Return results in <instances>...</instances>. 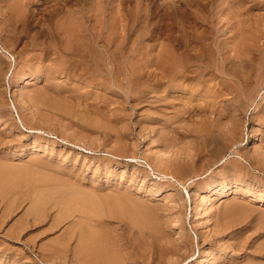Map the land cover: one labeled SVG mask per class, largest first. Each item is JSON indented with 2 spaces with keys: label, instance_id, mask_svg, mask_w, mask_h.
Here are the masks:
<instances>
[{
  "label": "rangeland",
  "instance_id": "374dc122",
  "mask_svg": "<svg viewBox=\"0 0 264 264\" xmlns=\"http://www.w3.org/2000/svg\"><path fill=\"white\" fill-rule=\"evenodd\" d=\"M90 1L0 0V264H264V204L252 200L259 193L264 195V0ZM43 4L49 9L47 12ZM62 25L77 27L83 36L90 31L87 36L92 37L93 32L94 38H87L91 45L100 36L99 42L105 48L98 47L95 58L101 59L100 64L109 62L104 67L100 65L98 71L91 66L97 75L90 65L80 63L78 55L72 56L65 49L68 43L65 36L62 38ZM110 26L115 29L113 34ZM109 48L112 49L108 51ZM113 51L116 57L111 62ZM169 53L177 59L175 68L185 66L181 72L185 77L171 80L166 69L160 67V61ZM57 61L63 65L54 63ZM61 68L64 71L59 72ZM112 71L115 75H111ZM18 83L25 102L17 97ZM216 126L219 132L223 129V134L217 132ZM214 130L225 139H219ZM212 132L218 139L213 147L215 153L206 137H202ZM253 133L256 138L251 143L247 134ZM166 173L181 180L167 178L163 175ZM233 181L238 182V192L212 199L213 193L208 189L211 184L225 186ZM173 191L179 194L173 195ZM60 196L67 199L62 201ZM200 199H209L204 211H200L203 216L195 209ZM60 204L64 209H60ZM113 208L118 211L114 213ZM92 237L98 238L94 245ZM79 242L89 244L84 247ZM88 245L101 246V254L96 251L92 256ZM204 251L207 256H203ZM85 256L88 259L84 260Z\"/></svg>",
  "mask_w": 264,
  "mask_h": 264
},
{
  "label": "bare ground",
  "instance_id": "6f19581e",
  "mask_svg": "<svg viewBox=\"0 0 264 264\" xmlns=\"http://www.w3.org/2000/svg\"><path fill=\"white\" fill-rule=\"evenodd\" d=\"M37 1H38V0H37ZM48 1H49V0H48ZM50 1H52V0H50ZM59 1H61V0H59ZM67 1H68V0H67ZM70 1H72V0H70ZM77 1H78V0H77ZM91 1H92V0H91ZM91 1H90V2H91ZM98 1H99V0H98ZM103 1H105V0H103ZM39 2H40V1H39ZM44 2H45V0H44ZM46 2H47V1H46ZM57 2H58V0H57ZM57 2H56V3H57ZM62 2H63V1H62ZM88 2H89V1H88ZM92 2H93V1H92ZM95 2H97V0H96ZM95 2H94V3H95ZM59 3H60V2H59ZM79 3H80V2H79ZM79 3H78V4H79ZM84 3H86V2H84ZM97 3H99V2H97ZM138 3H139V2H138ZM47 4H48V3H47ZM60 4H62V3H60ZM64 4H65V3H64ZM64 4H63V5H64ZM80 4H82V3H80ZM80 4H79V5H80ZM91 4H92V3H91ZM101 4H102V3H101ZM43 5H44V4H43ZM57 5H58V4H57ZM68 5H69V4H68ZM82 5H83V4H82ZM89 5H90V4H89ZM117 5H118V4H117ZM53 6H54V5H53ZM80 6H81V5H80ZM85 6H86V5H85ZM90 6H91V5H90ZM98 6H99V5H98ZM102 6H103V5H102ZM44 7H45V5H44ZM62 7H63V6H62ZM167 7H168V6H167ZM46 8H47V7H45V9H44L45 11H46V10H49V9H46ZM54 8L57 9L56 11H58V8H56V7H54ZM72 8H73V7H72ZM72 8H71V10H72ZM82 8H83V7H82ZM93 8H96V7H93ZM93 8H92V9H93ZM98 8H99V7H98ZM100 8H101V7H100ZM16 9H18V8H16ZM52 9H53V8H51V10H52ZM67 9H69V6H68ZM67 9L65 8V9H63V10H66V11H67ZM76 9H77V8H76ZM11 10H12V9H11ZM71 10H70V11H71ZM73 10H75V9H73ZM79 10H80V9H79ZM82 10H83V9H82ZM88 10H89V9H88ZM94 10H95V9H94ZM138 10H139V9H138ZM16 11H17V10H16ZM18 11H19V10H18ZM40 11H42V10L40 9ZM45 11H44V12H45ZM54 11H55V10H54ZM96 11H97V10H96ZM96 11H95V12H96ZM136 11H137V10H136ZM139 11H140V10H139ZM142 11H144V10H142ZM14 12H15V11H14ZM38 12H39V11H38ZM42 12H43V11H42ZM46 12H47V11H46ZM67 12L70 14L72 11L69 12V10H68ZM67 12H66V13H67ZM74 12H76V11H74ZM78 12H82V11H78ZM145 12H146V11H145ZM147 12H148V10H147ZM149 12H150V11H149ZM21 13H22V12H21ZM55 13H56V12H55ZM64 13H65V12H64ZM64 13H63V14H64ZM72 13H73V12H72ZM72 13H71V15L74 16V15H73L74 13H73V14H72ZM87 13H88V12H87ZM92 13H93V10H92ZM133 13H134V12H133ZM166 13H167V12H166ZM48 14H49V13H48ZM51 14H53V12H51ZM77 14H79V13H77ZM83 14H84V13H83ZM89 14H90V13H89ZM134 14H135V13H134ZM138 14H139V13H138ZM141 14H142V13H141ZM146 14H148V13H146ZM2 15H3V14H2ZM43 15H44V14H43ZM54 15H55V14H54ZM60 15H61V14H60ZM81 15H82V14H81ZM92 15H94V14H92ZM166 15H167V14H166ZM75 16H76V14H75ZM75 16H74V17H75ZM78 16H79V15H78ZM78 16H77L76 18H78ZM86 16H87V15H86ZM86 16H85V17H86ZM97 16H98V14H97ZM99 16H100V15H99ZM139 16H140V15H139ZM141 16H142V15H141ZM148 16H149V15H148ZM18 17H19V16H18ZM44 17H45V16H44ZM68 17H69V16H68ZM70 17H71V16H70ZM136 17H137V16H136ZM146 17H147V15H146ZM165 17H166V16H165ZM2 18H3V17H2ZM50 18H53V16L50 17ZM63 18H64V17H63ZM71 18H72V17H71ZM92 18H93V17H92ZM92 18H91V19H92ZM98 18H99V17H98ZM98 18H97V19H98ZM142 18H143V17H142ZM142 18H141V19H142ZM16 19H17V18H16ZM54 19H55V18H54ZM79 19H80V17H79ZM79 19H78V20H79ZM81 19H82V18H81ZM86 19L88 20V17H87ZM97 19H96V20H97ZM145 19H146V18H145ZM59 20H60V19H59ZM59 20H58L57 22H59ZM66 20H67V19H65V21H66ZM73 20H74V19H72V21H73ZM87 20H86V21H87ZM146 20H147V19H146ZM148 20H149V19H148ZM65 21H64V22H65ZM72 21H71V22H72ZM133 21H134V20H133ZM57 22H56V23H57ZM69 22H70V21H69ZM69 22H68V23H69ZM82 22H83V19H82ZM84 22H85V21H84ZM90 22H91V21H90ZM90 22H89V23H90ZM92 22H95V21H92ZM102 22H103V21H102ZM138 22H139V21H138ZM15 23H16V22H15ZM61 23H62V22H61ZM86 23H88V22H86ZM89 23H88V24H89ZM62 24H63V23H62ZM72 24H73V23H72ZM74 24H75V23H74ZM80 24H81V23H80ZM84 24H85V23H84ZM88 24H87V25H88ZM90 24H91V23H90ZM98 24H99V23H98ZM57 25H58V24H57ZM59 25H61V24L59 23ZM59 25H58V26H59ZM75 25H79V23H78V24H75ZM75 25H74V26H75ZM103 25H104V24H103ZM111 25H112V24H111ZM138 25H141V24H138ZM138 25H137V26H138ZM63 26H64V25H62L61 27L64 28ZM81 26H83V25H81ZM91 26H92V25H91ZM91 26L89 25V27H91ZM95 26H96V25H95ZM101 26H102V25H101ZM134 26H135V25H134ZM142 26H143V25H142ZM145 26H146V24H145ZM54 27H55V24H54ZM61 27H60V28L57 27V28L61 30ZM70 27H71V28H70ZM70 27H69V28H64V29L62 30V31H63V32H62V34H63L62 38H63V40H64V39H65L64 36H65V37L67 38L66 41H67V43H68V45H66V48H65V49H66V50H67V49L70 50V51H71L70 53H71L72 56L75 55V54L78 55V56L81 58V60L83 61V62L81 61L80 63H84V65L86 64L87 66L90 65V68H91V66H92V67L94 66V68H97V70L95 69L96 71H98V67H99L100 65H102L101 67H104V65H106V63L109 62V61H107L106 63H102V64H100V60H101V59H100L99 57H96V58H95L96 53H98V52H97V51H98V47H100V48L102 49V48L105 46V44H100V42H99V39H100V38H98V37H100V36L98 35V37H97V35H96L97 38H95V40L91 42V43H92V45H91V44H89V43L87 42V41H88L87 38H92L93 35H95V34H93V32H92V37H91V35H90V37L87 36L88 33H89L90 31L87 32V35L83 36L82 34H80V33H82V31L77 30V29H76L77 27H73V26H70ZM93 27H94V26H93ZM97 27H98V26H97ZM102 27H103V26H102ZM105 27H106V26H105ZM147 27H148V26H147ZM50 28L52 29L53 27H50ZM57 28H56V30H58ZM83 28H84V27H83ZM95 28H96V27H95ZM110 28H111V30H112V28H113V31L109 30V31H111L112 34H113V32H114L115 29H114V27H111V26H110ZM110 28H109V29H110ZM133 28H134V27H133ZM138 28H139V27H137V29H138ZM145 28H146V27H145ZM78 29H80V28H78ZM87 29H89V28H87ZM93 29H94V28H93ZM93 29H92V30H93ZM140 29H142V27H140ZM49 30H50V29H49ZM53 30H54V28H53ZM81 30H83V29H81ZM92 30H91V31H92ZM133 30H134V29H133ZM135 30H136V29H135ZM85 31H86V29H85ZM98 31H99V30H98ZM100 31H101V30H100ZM105 31H106V30H105ZM136 31H137V30H136ZM136 31H134V32H136ZM139 31H140V30H139ZM142 31H143V30H142ZM103 32H104V31H103ZM111 32H110V34H111ZM84 33H85V32H84ZM137 33H138V31H137ZM137 33H136V34H137ZM140 33H141V32H140ZM101 34H102V33H101ZM55 35H56V34H55ZM56 36H57V35H56ZM59 36H60V35H59ZM103 36L105 37V35H103ZM139 36H141V35H139ZM195 37H196V36H195ZM199 37H200V36H199ZM56 38H57V37H56ZM59 38H60V37H59ZM93 38H94V37H93ZM93 38H92V39H93ZM114 38H115V37H114ZM138 38H139V37H138V35H137V39H138ZM86 39H87V40H86ZM112 39H113V38H112ZM131 39H132V38H131ZM101 40H102V39H101ZM101 40H100V41H101ZM105 40H106V39H105ZM56 41H57V40H56ZM90 41H91V40H90ZM107 41H108V37H107ZM58 42H59V40H58ZM58 42H57V43H58ZM110 42H111V41H110ZM110 42H109V43H110ZM116 42H118V41H116ZM116 42H115V44H116ZM50 43H51V42H50ZM59 43H60V42H59ZM112 43H113V42H112ZM37 44H38V43H37ZM55 44H56V43H55ZM64 44H65V41H64ZM118 44H119V42H118ZM57 45H58V44H57ZM62 45H63V44H61V46H62ZM107 45H108V44H107ZM113 45H114V44H113ZM52 46H55V45H52ZM61 46H60V47H61ZM117 46H118V45H117ZM120 46H121V45H120ZM55 47H57V46H55ZM112 47H114V46H112ZM121 47H122V46H121ZM130 47H131V46H130ZM62 48H63V47H62ZM62 48H61V49H62ZM104 48H105V47H104ZM107 48H108V47H107ZM118 48H119V47H118ZM94 49H95V50H94ZM101 49H100V50H101ZM110 49H112V48H109L108 51H110ZM121 49H122V48H121ZM129 49H130V48H129ZM131 49H134V47H132ZM173 49H174V48H173ZM55 50H56V48L53 49V51H55ZM96 50H97V51H96ZM100 50H99V51H100ZM127 50H128V49H127ZM163 50H164V49H163ZM166 50H167V49H166ZM244 50H245V49H244ZM51 51H52V49H51ZM118 51H120V50H118ZM122 51H123V50H121V52H122ZM129 51H130V50H129ZM171 51H172V50H171ZM55 52H58V51H55ZM60 52H62V50H61ZM103 52H104V51H103ZM105 52H106V50H105ZM176 52H177V51H176ZM241 52H242V51H241ZM241 52H240V53H241ZM51 53H52V52H51ZM66 53H67V52H66ZM123 53H124V52H123ZM128 53H129V52H128ZM163 53H164V52H163ZM163 53H162V54H163ZM174 53H175V52H174ZM174 53H169V54L165 57V59H164V57H163L164 60H161V61H160V62H161V63H160V67H164V69H166L167 75H168V77H169L171 80H175L177 77H178V78H179V77H185V75H184L183 73H181V72H182V69H183L182 66H184V65H182V66L179 65V66H181V67L178 66V68H175V67H174V61L177 60V59L174 57ZM181 53H182V51H181ZM188 53H189V52H188ZM244 53H246V51H245ZM53 54H56V53H53ZM101 54H102V53H101ZM107 54H108V52H107ZM126 54H127V53H126ZM166 54H167V53H166ZM178 54H179V53H178ZM189 54H190V53H189ZM231 54H232V52H231ZM60 55H61V54H60ZM67 55H68V53H67ZM118 55H119V54H118ZM175 55H176V54H175ZM190 55H191V54H190ZM237 55H238V53H237ZM241 55H242V54H241ZM245 55H246V54H245ZM159 56H160V55H159ZM164 56H165V55H164ZM177 56H178V55H177ZM177 56H176V57H177ZM50 57H51V56H50ZM52 57H53V56H52ZM52 57H51V60H52ZM61 57H62V56H61ZM67 57H68V56H67ZM79 57H78V58H79ZM100 57H101V56H100ZM106 57H107V56H106ZM115 57H116V53H115V51H113V52L110 54V59L112 60V59L115 58ZM140 57H142V56H140ZM156 57H158V56H156ZM179 57H181V56H179ZM179 57H178V58H179ZM183 57H184V55H183ZM194 57H195V56H194ZM241 57H242V56H241ZM57 58H58V57H57ZM59 58H60V57H59ZM69 58H70V57H69ZM71 58H72V57H71ZM74 58H75V57H74ZM74 58H73V59H74ZM107 58H108V57H107ZM117 58H118V57H117ZM120 58H121V57H120ZM123 58H124V57H123ZM195 58H196V57H195ZM233 58H234V56H233ZM243 58H246V57H243ZM243 58H242L241 60H243ZM49 59H50V58H49ZM65 59H66V58H65ZM67 59H68V58H67ZM73 59H72V60H73ZM76 59H77V58H76ZM103 59H105V58H103ZM118 59H119V58H118ZM193 59H194V58H193ZM197 59H198V58H197ZM200 59H201V58H200ZM53 60H54V59H53ZM59 60H61V59H59ZM59 60H58V61H59ZM69 60H70V59H69ZM107 60H108V59H107ZM119 60H120V59H119ZM121 60H122V59H121ZM154 60H155V59H154ZM154 60H153V61H154ZM157 60H159V58L156 59L155 61L158 62ZM182 60H183V59H182ZM198 60H199V59H198ZM198 60H197V61H198ZM226 60H227V59H226ZM48 61H49V60H48ZM54 61H55V60H54ZM58 61H57V62H54V63H59L60 61H59V62H58ZM66 61H67V60H66ZM66 61H65V62H66ZM70 61H71V60H70ZM74 61H75V60H74ZM77 61H78V60H77ZM115 61H116V60H115ZM134 61H135V60H134ZM147 61H148V60H147ZM150 61H151V59H150ZM155 61H154V62H155ZM188 61H189V60H188ZM232 61H233V60H232ZM243 61H244V60H243ZM62 62L64 63V61H62ZM111 62H114V61L112 60ZM151 62H152V61H151ZM151 62H149V63H151ZM195 62H196V61H195ZM246 62H247V61H246ZM51 63H52V61H51ZM51 63H50V64H51ZM67 63H68V62H67ZM71 63H73V62H71ZM71 63H70V65H71ZM119 63H120V61H119ZM189 63H190V62H189ZM189 63H188V64H189ZM200 63H202V62H200ZM64 64H65V66H66V63H64ZM73 64H74V63H73ZM154 64H155V63H154ZM180 64H181V63H180ZM193 64H194V62H193ZM240 64H241V63H240ZM54 65L57 66V64H54ZM59 65L62 66L63 64H62V63H59ZM107 65H108V64H107ZM119 65H120V64H119ZM150 65H151V64H150ZM156 65H158V64L156 63ZM196 65H198V64L196 63ZM232 65H233V64H232ZM237 65H239V64H236V67H237ZM50 66H51V65H50ZM72 66H73V65H72ZM78 66H79V65H78ZM80 66H82V65H80ZM108 66H109V65H108ZM108 66H106V67H108ZM112 66H114V64H113ZM112 66H111V68H112ZM148 66H149V65H148ZM151 66H152V65H151ZM151 66H150V67H151ZM158 66H159V65H158ZM199 66H200V65H199ZM54 67H55V66H54ZM67 67H68V66H67ZM117 67H118V65H117ZM123 67H124V65H123ZM145 67H146V66H145ZM184 67H185V66H184ZM193 67H194V66H193ZM40 68H41V67H40ZM63 68H64V67H63ZM63 68H61V70H60V71L58 70V71H59V72L64 71V70H62ZM85 68H86V67H85ZM109 68H110V67H109ZM109 68H108V69H109ZM111 68H110V69H111ZM114 68H115V67H114ZM138 68H139V67H138ZM180 68H181V69H180ZM188 68H190V67H188ZM55 69H56V67H55ZM58 69H59V68H58ZM64 69H65V68H64ZM71 69H72V68H71ZM75 69H76V68H75ZM78 69H79V68H78ZM81 69H83V68L81 67ZM121 69H124V68H121ZM159 69H160V68H159ZM162 69H163V68H162ZM193 69H194V68H193ZM195 69H196V67H195ZM39 70H40V69H39ZM39 70H38V71H39ZM47 70H49V69H47ZM73 70H74V69H73ZM85 70H86V69H85ZM91 70H92V68H91ZM95 70H92V71L94 72V74L98 73V72H96ZM112 70H113V69H112ZM117 70H118V68H117ZM124 70H125V69H124ZM160 70H161V69H160ZM186 70H187V68H186ZM189 70H191V69H189ZM197 70H200V69H198V67H197ZM41 71H42V70H41ZM53 71H56V70H53ZM66 71H67V70H66ZM87 71H88V68H87ZM87 71H86V73H87ZM106 71H107V70H106ZM109 71H110V70H109ZM115 71H116V70H115ZM136 71H137V70H136ZM157 71H158V68H157ZM157 71H154V72H157ZM161 71H163V70H161ZM42 72H43V71H42ZM49 72H50V70H49ZM49 72H48V73H49ZM67 72H68V71H67ZM72 72H73V71H71V73H72ZM75 72H77V71H75ZM95 72H96V73H95ZM104 72H105V71H104ZM121 72H125V71H122V70H121ZM126 72H127V71H126ZM140 72H141V71H140ZM154 72H153V73H154ZM158 72H159V71H158ZM166 72H165V73H166ZM186 72H187V71H186ZM189 72H190V71H189ZM201 72H202V71L200 70V73H201ZM54 73H56V72H54ZM54 73L52 74L53 76H54ZM65 73H66V72H65ZM77 73H78V72H77ZM82 73H83V72H81V75H82ZM91 73H92V72H91ZM91 73H90V71H89V74H91ZM101 73H103V72H101ZM137 73H138V72H137ZM151 73H152V71H151ZM210 73H211V72H210ZM26 74H27V73H26ZM34 74H35V73H34ZM34 74H32V75H34ZM50 74H51V72H50ZM58 74H59V73H58ZM60 74H62V73H60ZM67 74H68V73H67ZM67 74H66V75H67ZM69 74H70V73H69ZM69 74H68V75H69ZM84 74H85V73H84ZM104 74H105V73H104ZM107 74L110 75V73H109L108 71H107ZM156 74H157V73H156ZM181 74H183V75L181 76ZM196 74H197V73H195L194 75H196ZM29 75H30V74H28V76H29ZM44 75H45V73H44ZM56 75H57V74H56ZM64 75H65V74H64ZM78 75H80V74H78ZM78 75H77V76H78ZM81 75H80V76H81ZM96 75H97V74H96ZM98 75H99V74H98ZM101 75H102V74H100V76H101ZM111 75H115V72L112 71V72H111ZM116 75H117V74H116ZM130 75H131V74H130ZM151 75H152V74H151ZM154 75H155V73H154ZM191 75L193 76V74H191ZM22 76H23V75H22ZM36 76H37V75H36ZM36 76H35V77H36ZM46 76H47V75H46ZM49 76H51V75H49ZM60 76H61V75H60ZM70 76H71V75H70ZM80 76H79V77H80ZM82 76H85V77H86V75H82ZM90 76H91V75H90ZM92 76H93V75H92ZM102 76H103V75H102ZM102 76H101V77H102ZM117 76H118V75H117ZM124 76H125V75H124ZM134 76H135V75H134ZM137 76H138V75H137ZM164 76H165V75H164ZM187 76H188V75H187ZM192 76H190V77H192ZM196 76L199 77V75H196ZM232 76H233V75H232ZM24 77H27V75H26V76L24 75ZM41 77H42V76H41ZM47 77H48V76H47ZM73 77H74V75H73ZM79 77H78V78H79ZM97 77H99V76H97ZM104 77H105V76H104ZM154 77H155V76H154ZM156 77H158V76H156ZM162 77H163V76H162ZM168 77H167V78H168ZM205 77H207V76H205ZM237 77H238V76H237ZM37 78H38V77H37ZM71 78H72V77H71ZM71 78H70V79H71ZM74 78H75V77H74ZM80 78H81V77H80ZM80 78H79V79H80ZM125 78H126V76H125ZM130 78H131V77H130ZM138 78H139V77H138ZM142 78H143V77H142ZM167 78H166V79H167ZM199 78H201V77H199ZM32 79H34V78L32 77ZM87 79H90V78H87ZM87 79H86L85 81H87ZM98 79H100V78H98ZM101 79H102V78H101ZM118 79H119V78H118ZM136 79H137V78H136ZM136 79H135V80H136ZM164 79H165V78H164ZM166 79H165V80H166ZM170 79H169V80H170ZM187 79H188V78H187ZM192 79H193V77H192ZM195 79H196V78H195ZM222 79H223V78H222ZM20 80H21V79H20ZM24 80H25V79H24ZM34 80H35V79H34ZM74 80H75V79H74ZM94 80H95V79H94ZM108 80H109V79H108ZM108 80H107V81H108ZM110 80H111V79H110ZM137 80H138V79H137ZM156 80H157V79H156ZM161 80H162V78H161ZM188 80H189V79H188ZM193 80H194V79H193ZM205 80H206V79H205ZM224 80H225V79H224ZM224 80H223V81L221 80V81H222L223 83L228 82V81L224 82ZM21 81H22V80H21ZM91 81H92V80H91ZM105 81H106V80H104L103 82H105ZM114 81H116V80H114ZM162 81H164V80H162ZM190 81H191V83H192V80H190ZM196 81H197V80H196ZM196 81H194V82H196ZM208 81H209V80H208ZM221 81H220V82H221ZM240 81H241V80H240ZM72 82H73V80H72ZM87 82H88V81H87ZM109 82H111V81H109ZM116 82H117V81H116ZM156 82H157V81H156ZM158 82H159V81H158ZM158 82H157V83H158ZM172 82H173V81H172ZM182 82H183V80H182ZM200 82H201V81H200ZM203 82H204V81H203ZM203 82H202V83H203ZM222 82H221V83H222ZM27 83H28V84H31V81H27ZM89 83H90V82H89ZM92 83H93V82H92ZM92 83H91V84H92ZM94 83H95V82H94ZM107 83H108V82H107ZM107 83H106V84H107ZM112 83H113V82H112ZM112 83H111V84H112ZM159 83H160V82H159ZM159 83H158V84H159ZM184 83H185V81H184ZM206 83H207V81H206ZM221 83H218V84L220 85ZM20 84H21V83H20ZM22 84H23V82H22ZM97 84H98V83H97ZM97 84H96V85H97ZM106 84H105V85H106ZM116 84H117V83H116ZM164 84H165V83H164ZM166 84H167V83H166ZM173 84H174V83H173ZM193 84H194V83H193ZM204 84H205V83H204ZM18 85H19V83H18ZM18 85H17V86H18ZM105 85H104V86H105ZM112 85H113V84H112ZM175 85H176V83H175ZM182 85H183V84H182ZM207 85H208V84H207ZM207 85H206V86H207ZM243 85H244V84H243ZM27 86H28V85H27ZM27 86H26V87H27ZM62 86H63V85H62ZM97 86H99V85H97ZM101 86H103V84H102ZM106 86H107V85H106ZM154 86H155V85H154ZM156 86H157V84H156ZM179 86H181L180 83H179ZM201 86H202V84H201ZM203 86H204V85H203ZM206 86H205V87H206ZM220 86H221V85H220ZM228 86L230 87L231 85H228ZM18 87L20 88L21 86L19 85ZM86 87H87V86H86ZM113 87H115V86H113ZM176 87H177V86H176ZM208 87H209V86H208ZM211 87H212V86H211ZM215 87H216V86H215ZM222 87H223V86H222ZM62 88H63V87H62ZM151 88H152V87H151ZM153 88H154V87H153ZM169 88H170V87H169ZM172 88H173V86H172ZM172 88H171V89H172ZM179 88H180V87H179ZM183 88H184V86H183ZM186 88H188V87H186ZM190 88H192V87H190ZM203 88H204V87H203ZM226 88H227V87H226ZM230 88H231V87H230ZM244 88H245V87H244ZM21 89H22V88L19 89V94L17 95V97H18V99H19L21 102H25V98H24V96H23V94H22V92H21ZM105 89H109V88H105ZM111 89H113V88H111ZM173 89H174V88H173ZM184 89H185V88H184ZM214 89H215V88H214ZM217 89H218V88H217ZM222 89H223V88H222ZM233 89H234V87H233ZM239 89H241V88L239 87ZM242 89H243V88H242ZM109 90H110V89H109ZM153 90H154V89H153ZM182 90H183V89H182ZM189 90H190V89H189ZM197 90H198V89H197ZM199 90H200V89H199ZM215 90H216V89H215ZM224 90H225V89H224ZM224 90H222V91H224ZM229 90H230V89H229ZM245 90H246V89H245ZM154 91H155V90H154ZM202 91H203V89H202ZM213 91H214V90H213ZM219 91H220V90H219ZM227 91H228V90H227ZM227 91H226V92H227ZM238 91H239V90H238ZM240 91H241V90H240ZM248 91H249V90H248ZM23 92H24V91H23ZM115 92H117V90H116ZM155 92H156V91H155ZM214 92H215V91H214ZM214 92H212V93H213V94H212L213 96H214ZM228 92H229V91H228ZM228 92H227V93H228ZM234 92H235V90H234L233 92H231V93H234ZM117 93H118V92H117ZM198 93H199V92H198ZM204 93H205V92H204ZM204 93H203V95H204ZM207 93H208V92H207ZM217 93H218V92H217ZM239 93H240V92H239ZM241 93H242V92H241ZM241 93H240V94H241ZM199 94H200V93H199ZM229 94H230V93H229ZM242 94H243V93H242ZM242 94H241V95H242ZM253 94H254V93H253ZM207 95H209V94H207ZM207 95H206V97H207ZM226 95H227V94H226ZM241 95H240V96H241ZM215 96H216V95H215ZM224 96H225V95H224ZM230 96H233V95H230ZM230 96H229V97H230ZM237 96H238V95H237ZM251 96H252V95H251ZM201 97H202V96H201ZM204 97H205V96H204ZM202 98H203V97H202ZM207 98L210 99V96L207 97ZM222 98H223V97H222ZM238 98H241V97H238ZM153 99H154V98H153ZM153 99H152V100H153ZM156 99H157V98H156ZM204 99H205V98H204ZM204 99H203V100H204ZM228 99H229V98H228ZM236 99H237V97H236ZM210 100H212V99H210ZM221 100H222V99H221ZM230 100H231V99H230ZM239 100H240V99H239ZM204 101H205V100H204ZM215 101H216V100H215ZM232 101H233V100H232ZM241 101H242V100H241ZM207 102H208V101H207ZM207 102H206V103H207ZM213 102H214V100H213ZM213 102H212V103H213ZM223 102H224V100H223ZM223 102H221V103H223ZM225 102H226V101H225ZM225 102H224V103H225ZM151 103H152V102H151ZM212 103H211V104H212ZM214 103H216V102H214ZM214 103H213V104H214ZM217 103H218V101H217ZM217 103H216V104H217ZM219 103H220V101H219ZM219 103H218V104H219ZM228 103H229V105H230V101H229ZM234 103H235V102H234ZM234 103H233V104H234ZM237 103H238V102H237ZM237 103H235V104H237ZM154 104H155V103H154ZM213 104H212V107H213ZM231 104H232V102H231ZM214 105H215V104H214ZM226 105H228V104H226ZM226 105H225V106H226ZM242 105H243V104H242ZM204 106H205V105H204ZM215 106H217V105H215ZM209 107H211V106H209ZM223 107H224V105H223ZM228 107H229V106H228ZM230 107H231V106H230ZM235 107H237V106H235ZM242 107H243V106H242ZM199 108H202V107H199ZM214 108H216V107H214ZM217 108L219 109L218 106H217ZM231 108H232V107H231ZM194 109H195V108H194ZM226 109H227V108H226ZM226 109H225V110H226ZM235 109L237 110V108H235ZM243 109H244V108H243ZM186 110H187V109H186ZM190 110H191V109H190ZM196 110H197V109H196ZM210 110H211V109H210ZM213 110H214V109H213ZM220 110H221V109H220ZM245 110H246V108H245ZM198 111H200V109H198ZM201 111L204 112L205 110H201ZM218 111H219V110H218ZM228 111H229V110H228ZM228 111H227V112H228ZM237 111H238V110H237ZM237 111H236V112H237ZM187 112H188V110H187ZM190 112H191V111H190ZM196 112H197V111H196ZM212 112H213V111H212ZM212 112H211V113H212ZM224 112H226V111H224ZM233 112H234V111H233ZM239 112H240V110H239ZM188 113H189V112H188ZM199 113H200V112H199ZM213 113H214V112H213ZM213 113H212V114H213ZM215 113H216V110H215ZM230 113H231V112H230ZM240 113H241V112H240ZM186 114H187V113H186ZM186 114H185V115H186ZM202 114H203V113H202ZM204 114H205V113H204ZM208 114H209V113H208ZM223 114H224V113H223ZM242 114H243V113H242ZM242 114H241V115H242ZM2 115H3V114H2ZM183 115H184V114H183ZM196 115H197V114H196ZM216 115H217V114H216ZM231 115H233V114H231ZM234 115H235V114H234ZM236 115L239 116L237 113H236ZM203 116H204V115H203ZM205 116H206V114H205ZM223 116H224V115H223ZM226 116H227V115H226ZM237 116H236V118H237ZM217 117H218V116H217ZM227 117H228V116H227ZM240 117H241V116H240ZM228 118H229V117H228ZM228 118H226V119H228ZM236 118H235V120H236ZM232 119H234V118H232ZM213 120H215V119H213ZM213 120H212V121H213ZM222 120H224V119H222ZM235 120H234V121H235ZM239 120H240V119H239ZM218 121H219V120H218ZM218 121H217V122H218ZM224 121H225V120H224ZM237 121H238V120H236V122H237ZM240 121H242V120H240ZM206 122H207V121H206ZM238 122H239V121H238ZM219 123H220V121H219ZM219 123L217 124V126H219ZM226 123H227V121H226ZM209 124H210V123H209ZM211 124H212V123H211ZM213 125H214V122H213ZM228 125H229V124H228ZM232 125H233V123H232ZM232 125H231V126H232ZM242 125H244V123H243ZM242 125H241V126H242ZM209 126H210V125H209ZM217 126H216V130H217V128H218ZM238 126H239V125H238ZM201 127H202V126H201ZM210 127H211V126H210ZM210 127H209V128H210ZM223 127H228V126H227V125H223ZM204 128H205V127H204ZM204 128H203V129H204ZM209 128H208V129H209ZM213 128H214V127H213ZM213 128L211 127L210 129L213 130ZM221 128H222V127H221ZM237 128H238V127H237ZM201 129H202V128H201ZM226 129H227V128H226ZM229 129H230V128H229ZM234 129H235V127H234ZM238 129L240 130V128H238ZM204 130H205V129H204ZM211 130H209V131H211ZM224 130H225V129H224ZM235 130H236V129H235ZM214 131H215V130H214ZM214 131H213V132H214ZM222 131H223V129H222L220 132H222ZM228 131H229V130H228ZM199 132H200V130H199ZM213 132H212V135L210 134V136H208L209 132H208L207 135L205 134V136H202V137H206V139H207L206 142L208 143V144H207V143H206V144H207L208 146H210V148H211L212 151H213V149H214L213 147H214V146L216 147V146H217L216 143L218 142V141H217L218 139L216 138L218 134L216 133V131H215V133H216L217 135H216L215 133H213ZM217 132H219V130H217ZM220 132H219V134H223V133H220ZM232 132H233V131H232ZM232 132H231V133H232ZM205 133H207V131H206ZM224 133L226 134L227 132H224ZM229 133H230V132H229ZM254 133H256V132L254 131ZM254 133H253V134H247V139H248V141H250L251 143H254V139L256 138ZM203 134H204V133H203ZM226 135H227V134H226ZM226 135H223V136H226ZM230 135H233V133L230 134ZM230 135H229V136H230ZM220 136H222V135H220ZM218 138L221 139V138H224V137H221V138H220L219 135H218ZM224 139H225V138H224ZM219 143H220V142H219ZM224 143H225V142H224ZM234 143H235V140H234ZM222 144H223V143H222ZM218 145H219V144H218ZM220 145H221V144H220ZM223 145H224V144H223ZM223 145H222V146H223ZM227 145L229 146V144H227ZM230 145L232 146V144H230ZM234 145H235V144H234ZM234 145H233V146H234ZM222 146H221V148H222ZM255 147H256V146H255ZM219 148H220V146H219ZM226 148H228V147H226ZM23 149H24V148H23ZM217 149H218V148H217ZM230 149H231V148H230ZM257 150H258V149H257ZM219 151H220V150H219ZM222 151H223V150H222ZM213 152H214V151H213ZM216 152H218V151H216ZM257 152H258V151H257ZM214 153H215V152H214ZM220 153H221V152H220ZM225 153H226V151H225ZM173 156H174V155H173ZM207 156H208V154H207ZM212 156H213V155H212ZM212 156H210V157L212 158ZM262 156H263V155H262ZM200 157H201V156H200ZM213 157H215V156H213ZM219 157H220V156H219ZM202 158L204 159V157H202ZM214 159H215V158H214ZM216 159H217V158H216ZM222 159H224V155H223ZM206 160H207V159H206ZM217 160H218V159H217ZM214 161H215V160H214ZM219 161H220V160H219ZM212 162H213V161H212ZM230 163H231V162H230ZM230 163L228 162V164H230ZM208 164H209V163H208ZM201 165H202V164H201ZM203 165H204V164H203ZM211 165H212V163H211ZM213 165H214V164H213ZM225 165H226V164H225ZM234 165H235V164H234ZM240 165H241V164H240ZM179 166H180V165H179ZM179 166H178V168H179ZM199 166H200V165H199ZM228 166H230V165H228ZM228 166L226 165V167H228ZM168 167H169V166H168ZM204 167H205V165H204ZM204 167H203V168H204ZM232 167H234V166L232 165ZM232 167H231V169H233ZM238 167H240V166L238 165ZM166 168H167V167H166ZM170 168H171V167H170ZM181 168H184V167L182 166ZM181 168H180V169H181ZM199 168H200V167H199ZM201 168H202V167H201ZM224 168H225V167H224ZM224 168H223V169H224ZM228 168H229V167H228ZM234 168H235V167H234ZM240 168H242V167H240ZM176 169H177V168H176ZM206 169H207V168H206ZM225 169H227V168H225ZM231 169H230V170H231ZM236 169H237V167H236ZM172 170H173V168H172ZM174 170H175V168H174ZM209 170H210V168H209ZM239 170H240V169H239ZM246 170H247V169H246ZM4 171H5V170H4ZM4 171H3V173H4ZM168 171H170V170H168ZM183 171H184V170H183ZM223 171H224V170H223ZM226 171H227V170H226ZM226 171H225V172H226ZM233 171H235V170H233ZM241 171H242V169H241ZM175 172H176V171H175ZM178 172H179V170H178ZM199 172H200V171H199ZM230 172H231V171H230ZM236 172H237V170H236ZM10 173H12V172H10ZM10 173H9V174H10ZM172 173H173V172H172ZM172 173H171V174H172ZM176 173H177V172H176ZM200 173H201V172H200ZM232 173H233V172H232ZM238 173H239V172H238ZM1 174H2V173H1ZM1 174H0V175H1ZM5 174H8V173H5ZM9 174H8V175H9ZM13 174H14V173H13ZM166 174H167V173H166ZM166 174H163V175H165V177H167V178L170 177L172 180H175L176 182H179V181L181 180V179L179 178V181H178V180L175 178V175L173 176V175H168V174L166 175ZM169 174H170V173H169ZM173 174H174V173H173ZM179 174H180V173H178V175H179ZM181 174H182V173H181ZM202 174H203V173H202ZM211 174H212V173H211ZM217 174H218V173H217ZM223 174H224V173H223ZM227 174H228V173H227ZM3 175H4V174H3ZM198 175L200 176V174H198ZM231 175H232V174H231ZM235 175H236V174H235ZM235 175H234L233 179L235 178ZM238 175H239V174H238ZM5 176H6V175H5ZM15 176H16V174H15ZM15 176H14V178H15ZM168 176H169V177H168ZM221 176H222V173H221ZM226 176H227V175H226ZM1 177L3 178V176H1ZM6 177H7V178H11V177H8V176H6ZM209 177H210V176H209ZM224 177H225V176H224ZM2 178H1V179H2ZM12 178H13V177H12ZM19 178H20V177H19ZM191 178H192V177H191ZM211 178H212V177H211ZM213 178H214V176H213ZM217 178H218V177H217ZM217 178H216V179H217ZM220 178H221V177H219V179H220ZM222 178H223V177H222ZM222 178H221V179H222ZM20 179H21V178H20ZM20 179H19V180H20ZM219 179H218V180H219ZM228 179H229V178H228ZM230 179L232 180V178H230ZM230 179H229V180H230ZM15 180H16V179H15ZM34 180H35V179H34ZM34 180H33V182H36V181H34ZM207 180H208V177H207ZM213 180H214V179H213ZM0 181H1V180H0ZM3 181H4V180H3ZM8 181H9V179H8ZM16 181H18V179H17ZM16 181H15V182H16ZM24 181H25V179L22 180L23 183H24ZM26 181H27V180H26ZM31 181H32V179H31ZM44 181H46V180H44ZM200 181H202V180H200ZM200 181H198V183H199ZM211 181H212V180H211ZM211 181H210V182H211ZM215 181H216V180H214V182H215ZM236 181H237V180H236ZM50 182H51V181H50ZM195 182H196V180H195ZM202 182H203V181H202ZM205 182H206V181H204V184H205ZM219 182H220V181H219ZM221 182H224V181L222 180ZM226 182H227V181H226ZM242 182H243V180H242ZM5 183H6V182H5ZM10 183H11V182L9 181V183H8L9 186L7 185L8 187H10ZM13 183H14V181H12V185H13ZM31 183H32V182H31ZM31 183H30L29 185H32ZM43 183H44V182H43ZM53 183H56V182L53 181ZM59 183H60V182H59ZM196 183H197V182H196ZM211 183H212V182H211ZM237 183H238V182H234V181H233V183H231V184H227V185H225V186H222L223 183H218V184L213 183V184H211V185L209 186L208 189H210V193H211V192L213 193V194L211 193V194H212V199H221V198L223 199L224 197H227V196L229 197L231 194L238 192V191H236V190H238L240 187H238L239 185H238ZM257 183H258V182H257ZM6 184H7V183H6ZM16 184H17V183H16ZM18 184H19V182H18ZM25 184H26V183H25ZM25 184H22V185H25ZM37 184H38V183H37ZM45 184H46V183H45ZM63 184H64V183H63ZM199 184H200V183H199ZM202 184H203V183H202ZM244 184H245V183H244ZM3 185H5V184L3 183ZM22 185H21V186H22ZM29 185L26 184V186H29ZM39 185H40V184H39ZM57 185H60V184H57ZM195 185H196V184H195ZM207 185H208V182L206 183L205 186H207ZM15 186H16V185H15ZM32 186H33V185H32ZM48 186H49V185H48ZM50 186H51V185H50ZM60 186H61V185H60ZM60 186H59V187H60ZM196 186H198V185H196ZM200 186H203V185H200ZM200 186H198V187H200ZM22 187H23V186H22ZM33 187H34V186H33ZM38 187H39V186H38ZM65 187H66V186H65ZM68 187H69V186H68ZM194 187H195V186H194ZM207 187H208V186H207ZM0 188H2V187L0 186ZM4 188H5V186H4ZM17 188H19V186H18ZM28 188H29V187H28ZM30 188H31V187H30ZM30 188H29V189H30ZM34 188H35V187H34ZM34 188H33V189H34ZM48 188H49V187H48ZM70 188H71V187H70ZM5 189H6V188H5ZM10 189H11V188H9L8 191H9ZM13 189L15 190V188H13ZM20 189H21V188H20ZM22 189H24V188H22ZM37 189H38V188H37ZM41 189H42V188H41ZM43 189H44V186H43ZM56 189H57V188H56ZM66 189H67V188H66ZM174 189H176V187H175ZM199 189H200V188H199ZM201 189H202V187H201ZM27 190H28V189H27ZM47 190H49V189H47ZM47 190H46V192H48ZM69 190H70V189H69ZM248 190H249V189H248ZM12 191H13V190H12ZM12 191H11V192H12ZM15 191L17 192V189H16ZM52 191H53V190H52ZM54 191H55V190H54ZM59 191H60V190H59ZM61 191H64V190L61 189ZM61 191H60V192H61ZM73 191L75 192V190H73ZM177 191H178V190H177ZM259 191H260V190H259ZM9 192H10V191H9ZM28 192H29V190H28ZM32 192H34V191H32ZM44 192H45V191H44ZM46 192H45V193H46ZM65 192H68V189H67V191H65ZM65 192H64V193H65ZM171 192H172V191H171ZM256 192H257V191H256ZM3 193H4V192H3ZM20 193H21V192H20ZM41 193H42V192H41ZM49 193H51L50 190H49ZM52 193H53V192H52ZM70 193H72V192H70ZM76 193H77V192H76ZM177 193H178V192L173 191V195H178L179 193H178V194H177ZM258 193H259V192H258ZM261 193H262V192H261ZM4 194H5V193H4ZM10 194H11V193H10ZM32 194H33V193H32ZM36 194H37V193H36ZM74 194H75V193H74ZM251 194H252V193H251ZM259 194H260V193H259ZM259 194L255 195V198H253L252 200H255L256 202H257V201H262L263 204H264V195L262 196V195H259ZM263 194H264V192H263ZM1 195H3V194H1ZM27 195H28V194H27ZM34 195H35V194H34ZM52 195H53V194H52ZM66 195H69V196H70V194H67V193H66ZM71 195H72V194H71ZM80 195H81V193H80ZM188 195H189V198L191 199V195H190V193H188ZM207 195H208V194H207ZM253 195H254V194H253ZM4 196H5V195H4ZM15 196H16V194H15ZM36 196H37V195H36ZM38 196H39V195H38ZM62 196H63V195H62ZM69 196H68V197H69ZM73 196H74V195H73ZM231 196H232V195H231ZM5 197H6V196H5ZM39 197H40V196H39ZM56 197L59 198V196H55V198H56ZM66 197H67V196H66ZM70 197H72V196H70ZM77 197H78V196H77ZM77 197H76V199H77ZM3 198H4V197H3ZM3 198H2V199H3ZM27 198H29V197L27 196ZM49 198H50V197H49ZM49 198H47V199H49ZM51 198H52V197H51ZM53 198H54V197H53ZM64 198H65V196H64ZM64 198H63V199H64ZM74 198H75V197H74ZM87 198H89V197H87ZM203 198H205V197H203ZM208 198H209V197H208ZM4 199H5V198H4ZM4 199H3V200H4ZM38 199H39V198H38ZM60 199H62L61 196H60ZM63 199H62V201H64ZM65 199H67V198H65ZM76 199H75V200H76ZM82 199H84V198H82ZM69 200H70V199H69ZM87 200H88V199H87ZM91 200H92V199H91ZM201 200H203V199H200V201L198 200V203L196 202L195 209H196V211L198 212V215L203 216V213L200 212V211H202V210L204 211V209H205V208H204V207H205L204 205H205L206 203H208V200H209V199H208V200H205V201H204V200L201 201ZM210 200H211V199H210ZM4 201H5V200H4ZM46 201H47V200H46ZM48 201H50V200H48ZM58 201H60V200H58ZM62 201H60V202H62ZM65 201H66V200H65ZM72 201H74V200H72ZM84 201H85V200H84ZM89 201H90V200H89ZM92 201H93V200H92ZM36 202H37V201H36ZM36 202H35V203H36ZM41 202H43V201H41ZM51 202H52V201H51ZM67 202H68V201H67ZM67 202H65V204H63V205H66ZM82 202H83V200H82ZM82 202H81V203H82ZM85 202H86V201H85ZM112 202H113V201H112ZM58 203H59V202H58ZM62 203H63V202H62ZM74 203H75V202H73V204H74ZM93 203H94V202H93ZM93 203H92V204H93ZM95 203H96V202H95ZM114 203H115V202H114ZM0 204H1V203H0ZM53 204H54V203H53ZM73 204H71V205H73ZM96 204H97V203H96ZM1 205H2V204H1ZM6 205H7V204H6ZM38 205H40V203H39ZM47 205H48V204H47ZM55 205H56V204H55ZM60 205H61V204H60ZM77 205H78V207H80L79 204H77ZM89 205H91V204H89ZM94 205H95V204H94ZM4 206H5V205H4ZM45 206H46V205H45ZM57 206H58V205H57ZM69 206H70V203H69ZM74 206H75V205H74ZM92 206H93V205H92ZM92 206H91V207H92ZM112 206H113V204H112ZM58 207H59V206H58ZM61 207H62V208H60V207H59V208H60V209H64L62 205H61ZM67 207H68V206H67ZM82 207H83V206H82ZM88 207H89V206H88ZM94 207H95V206H94ZM97 207H98V206H97ZM113 207H114V206H113ZM38 208H40V207H38ZM68 208H69V207H68ZM68 208H67V209H68ZM70 208H72V206H71ZM86 208H87V207H86ZM92 208H93V207H92ZM114 208H117V207H114ZM114 208H113L112 211H115ZM210 208H211V207H210ZM41 209H42V208H41ZM72 209H73V208H72ZM77 209H78V208H77ZM87 209H88V208H87ZM108 209H109V208H108ZM110 209H111V208H110ZM124 209H125V208H124ZM128 209H130V207H127L126 210H128ZM37 210H38V209H37ZM65 210H66V209H65ZM82 210H83V209H82ZM82 210H81V211H82ZM95 210H96V209H95ZM95 210H94V211H95ZM126 210H125V212H126ZM133 210H134V208H133ZM136 210H137V209H136ZM34 211H35V210H34ZM60 211H61V210H60ZM63 211H64V210H63ZM68 211H69V210H68ZM71 211H72V210H71ZM74 211H75V209H74ZM85 211H87V210L85 209ZM117 211H118V210H116L114 213H116ZM137 211H138V210H137ZM210 211H211V210H210ZM90 212H91V210H90ZM95 212H96V211H95ZM105 212H106V211H105ZM105 212H104V213H105ZM121 212H122V211H121ZM129 212H130V213L133 212L132 214H134L135 211H132V210H131V211H129ZM142 212H144V211H142ZM207 212H208V211H207ZM31 213H32V212H31ZM34 213H36V212H34ZM69 213H70V211H69ZM69 213H68V214H69ZM79 213H81V212L79 211ZM112 213H113V212H112ZM112 213H111V214H112ZM137 213H138V212H137ZM208 213H209V212H208ZM29 214H30V213H29ZM32 214H33V213H32ZM42 214H43V213H42ZM61 214H62V213H61ZM70 214L72 215V213H70ZM77 214H78V212H77ZM81 214H82V213H81ZM86 214H87V213H86ZM88 214H89V213H88ZM119 214H120V213H119ZM138 214H140V212H139ZM141 214H142V213H141ZM89 215H90V214H89ZM89 215H88V216H89ZM94 215H95V214H94ZM113 215H114V214H113ZM130 215H131V214H130ZM144 215H145V214H144ZM28 216H30V215H28ZM33 216H34V215H33ZM35 216H36V215H35ZM37 216H39V215H37ZM40 216H41V215H40ZM43 216H44V215H43ZM43 216H42V217H43ZM69 216H70V215H69ZM84 216H85V214H84ZM91 216H92V215H91ZM98 216H99V215H98ZM104 216H105V215H104ZM115 216H117V215H115ZM118 216H119V215H118ZM118 216H117V217H118ZM122 216H123V214H122ZM124 216H125V215H124ZM128 216H129V215H128ZM134 216H135V215H134ZM141 216H142V215H140L139 217H141ZM70 217H71V216H70ZM107 217H108V216H107ZM107 217H106V218H107ZM110 217H111V216H110ZM120 217H121V215H120ZM125 217H127V216H125ZM135 217H137V216H135ZM135 217H134V220H135ZM62 218H66V217H62ZM62 218H61V219H62ZM67 218H68V217H67ZM90 218H92V217H90ZM98 218H99V219H98V222H99V220H101L100 218H103V217L101 216V217H98ZM108 218H109V217H108ZM147 219H148V218H147ZM4 220H5V219H4ZM33 220H34V219H33ZM33 220H32V221H33ZM63 220H64V219H63ZM102 220H103V219H102ZM130 220H131V219H130ZM144 220H145V218H144ZM85 221H86V220H85ZM94 221H95V220H94ZM132 221H133V220H132ZM149 221H150V220H149ZM95 222H96V221H95ZM137 222H139V221L137 220L136 223H137ZM142 222H143V221H142ZM142 222H141V223H142ZM153 222H154V221H153ZM78 223H79V222H78ZM83 223H84V222H83ZM145 223H147V221H146V222L144 221V225H148V223H147V224H145ZM33 224H34V223H33ZM58 224H59V223H58ZM79 224H80V223H79ZM99 224L104 226V224H101V223H99ZM138 224H140V223H138ZM91 225H93V224H91ZM94 225H98V223H97V224H94ZM150 226H152V225L150 224ZM86 227H87V226H86ZM140 228H141V226H140ZM142 228H143V226H142ZM146 228H147V227H146ZM91 229H92V228H91ZM83 230H85V229H83ZM88 230H89V229H88ZM94 230H95V229H93V231H94ZM104 230H105V229H104ZM95 231H96V230H95ZM98 231H99V232L102 231L101 228H100ZM82 232H83V231H82ZM90 232H91V231H90ZM90 232H89V233H90ZM106 232H107V230H106ZM85 233H86V232H85ZM93 233H94V232H93ZM83 234H84V233H83ZM90 234H91V233H90ZM90 234H89V235H90ZM102 234H103V233H102ZM102 234H101V235H102ZM84 235H85V234H84ZM101 235H100V237L102 238V236H104V235H102V236H101ZM106 235H107V234H105V236H106ZM68 236H69V235H68ZM85 236L87 237V234H86ZM98 236H99V235H97V237H98ZM94 237H95V236H94ZM109 237H110V236H109ZM81 238H82V237H81ZM98 238H99V237H98ZM98 238H95V240L98 239ZM101 238H99V239H101ZM87 239H88V238H87ZM89 239H90V236H89ZM91 239H92V243L90 242L91 244H93V243L96 242V241L93 239V237H92ZM107 239H108V238H107ZM110 239H111V238H110ZM81 240H82V239H81ZM81 240H80V242H81ZM83 240H84V238H83ZM83 240H82V241H83ZM102 240H103V239H102ZM84 241H85V240H84ZM88 241H89V240H88ZM93 241H94V242H93ZM97 241H98V240H97ZM107 241H109V240H107ZM80 242H79L80 245H81V244L84 245L83 242H82V243H80ZM86 242H87V241H86ZM86 242H84V243H85L84 247L87 246V244H89V243H86ZM109 242H110V241H109ZM93 245H94V244H93ZM96 245H97V243H96ZM77 247H78V246H77ZM261 247H263V246H261ZM79 248H82V247L80 246ZM88 248H89V251H88V250H87V251H88V252H91V254H93V252L95 253L96 251H97L98 253H100L99 251H100V249H101V246H98V248H96L95 246H93V248H90L89 245H88ZM262 249H264V248H262ZM81 250H82V249H81ZM83 250H84V249H83ZM84 251H85V250H84ZM87 251H86V252H87ZM79 252H81V251L78 249V253H79ZM86 252H84V253H85L86 255H89V253H88V252L86 253ZM206 252H207V251H206ZM206 252L204 251V253H203L204 255H203V256H207V255H206ZM75 253H76V252H75ZM84 253H83V254H84ZM100 254H101V253H100ZM76 255H78V254H76ZM102 255H103V253H102ZM116 255H118V254H116ZM89 256L91 257V255H89ZM92 256H94V254H93ZM118 256H119V255H118ZM257 256H258V255H257ZM76 257H78V256H76ZM87 257H88V256H87ZM87 257L85 256V259H84V260L88 259ZM98 257H99V256H98ZM100 257L102 258L101 255H100ZM258 257H259V256H258ZM81 258H83V257L81 256ZM94 258H95V257H94ZM114 258H115V255H114ZM116 258H117V257H116ZM118 258H120V256H119ZM122 258H123V257H122ZM89 259H91V258H89ZM103 259H105V257H104ZM80 260H81V259H80ZM100 260H101V259H100ZM112 260H113V259H112ZM119 260H120V259H119ZM121 260H122V259H121ZM91 261H92V260H91ZM98 261H99V259H98ZM86 262H87V261H86ZM104 262H105V261H104ZM108 262H110V261L108 260ZM114 262H115V261H114ZM116 262H118V261H116ZM119 262H120V261H119ZM126 262H127V261H126ZM132 262H133V260H132ZM82 263H85V262L82 261ZM88 263L90 264V262H87V264H88ZM124 263H125V262H124ZM112 264H113V263H112ZM115 264H117V263H115ZM122 264H123V263H122ZM129 264H130V263H129ZM253 264H254V263H253ZM258 264H259V263H258Z\"/></svg>",
  "mask_w": 264,
  "mask_h": 264
}]
</instances>
